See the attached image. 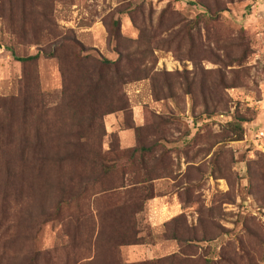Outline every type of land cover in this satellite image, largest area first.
Instances as JSON below:
<instances>
[{"label": "rangeland", "instance_id": "rangeland-1", "mask_svg": "<svg viewBox=\"0 0 264 264\" xmlns=\"http://www.w3.org/2000/svg\"><path fill=\"white\" fill-rule=\"evenodd\" d=\"M0 264H264V0H0Z\"/></svg>", "mask_w": 264, "mask_h": 264}, {"label": "trees", "instance_id": "trees-1", "mask_svg": "<svg viewBox=\"0 0 264 264\" xmlns=\"http://www.w3.org/2000/svg\"><path fill=\"white\" fill-rule=\"evenodd\" d=\"M98 82L99 81H96L95 79H93V76L90 75V82L87 84L86 91H85L84 94H86V95H88V96H90L92 98H95L99 94V87L95 86ZM99 104L100 103L96 104V106L93 108V112H95L97 110ZM126 195L127 196L125 197V199L123 201L128 202L129 204H131L130 203L131 201H133L135 203L136 202L135 200L141 199L142 192L139 194V196L134 194L132 191H130ZM148 198H149V196L145 197L144 199H148ZM135 213L136 212L134 211V214ZM131 236H132L131 234H127L125 238H130ZM175 238L179 239L178 237H175ZM179 240H181L182 242L187 243V244H191L192 242L195 241V239H193V238H186V239H179ZM124 243L125 244H130V243H133V242L127 241V242H124Z\"/></svg>", "mask_w": 264, "mask_h": 264}, {"label": "built area", "instance_id": "built-area-1", "mask_svg": "<svg viewBox=\"0 0 264 264\" xmlns=\"http://www.w3.org/2000/svg\"><path fill=\"white\" fill-rule=\"evenodd\" d=\"M152 210H155L156 212L159 213V211H158L159 209L157 207L153 208Z\"/></svg>", "mask_w": 264, "mask_h": 264}]
</instances>
